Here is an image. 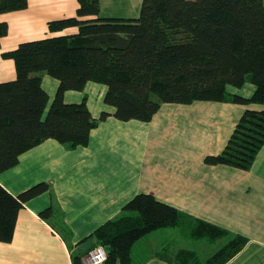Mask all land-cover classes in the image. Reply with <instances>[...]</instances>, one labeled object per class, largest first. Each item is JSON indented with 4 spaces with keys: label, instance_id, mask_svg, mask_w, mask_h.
<instances>
[{
    "label": "trees",
    "instance_id": "trees-1",
    "mask_svg": "<svg viewBox=\"0 0 264 264\" xmlns=\"http://www.w3.org/2000/svg\"><path fill=\"white\" fill-rule=\"evenodd\" d=\"M77 3L76 15L47 23L50 33L75 27L74 33L24 41L2 53L14 61L16 75L0 82V173L46 139L69 148L87 145L90 131L109 115L147 122L163 103L197 100L262 107L245 109L222 151L204 158L208 164L250 168L264 144V0H141L135 18L102 17L99 0ZM26 6L27 0H0V13ZM7 32L8 24L1 21L0 39ZM42 72L58 80L46 114ZM247 81L254 86L248 97L226 89ZM87 82L105 86L103 101L113 113L93 117L86 96L79 103L64 101L65 91H82ZM48 189L43 181L12 195L0 184V242L11 241L24 204ZM122 209L88 236L94 246L104 247L103 264H130L131 247L139 238L169 226L187 236L196 231L194 239L228 237L204 259L189 249L157 253L170 264H224L247 242L216 225L193 223L190 216L148 193L135 194ZM53 215L52 205L39 212L49 223ZM52 227L71 241L65 225ZM72 264H83L82 255H74Z\"/></svg>",
    "mask_w": 264,
    "mask_h": 264
},
{
    "label": "crops",
    "instance_id": "crops-1",
    "mask_svg": "<svg viewBox=\"0 0 264 264\" xmlns=\"http://www.w3.org/2000/svg\"><path fill=\"white\" fill-rule=\"evenodd\" d=\"M140 3L99 0V15L135 18ZM77 7V0H27L22 10L0 13V22L8 24L7 34L0 39V82L16 75L14 61L3 52L24 41L74 33L75 27L50 33L47 23L76 15ZM48 76L40 74L48 94L45 114L58 87V80L52 83ZM46 83L53 89L48 90ZM88 84L82 91H65L64 101L79 103L86 96L93 117L102 111L113 113L114 108L103 101L105 86L99 85L101 101L92 104L87 100ZM253 89L249 94L231 93L248 97ZM67 92L81 93V98L74 94L66 99ZM183 106L170 108L168 128H157V112L145 123L109 115L90 131L85 146L69 148L46 139L21 153L16 166L0 173V184L12 195L43 181L49 189L18 211L11 241L0 242V264H72L77 254L83 260L95 245L88 236L106 220L119 216L123 205L140 192L174 206L193 223L200 220L226 229L229 236H244L245 246L224 264H264V144L247 170L204 160L222 151L245 109L262 107L199 100ZM49 205L55 216L51 223L39 216ZM61 223L70 231L69 243L52 227ZM165 228L145 234L132 245L130 264H170L157 253L188 249L180 244L167 252Z\"/></svg>",
    "mask_w": 264,
    "mask_h": 264
},
{
    "label": "rangeland",
    "instance_id": "rangeland-1",
    "mask_svg": "<svg viewBox=\"0 0 264 264\" xmlns=\"http://www.w3.org/2000/svg\"><path fill=\"white\" fill-rule=\"evenodd\" d=\"M49 79L52 81V83L56 82L54 80V78H52V77H49ZM87 83H89L87 86L88 88L86 87V92L88 94L87 100H89L92 104H98L102 98L101 86H104V85L99 84V83H93V82H87ZM89 85H94L95 89L93 90V88H91V87L89 88ZM99 85H101V86H99ZM45 86H46V88H48V90L53 89V86L51 87V85L48 83H46ZM252 88H253V85L250 82L244 83L241 87H234L232 85L226 86V89L229 92H233L232 90H236L235 92H239L242 94H249L251 92ZM74 94H77L79 96V98H81V93H78V92H67L65 97H66V99L73 98ZM178 105H180V106H178ZM183 105H185V104H163L159 108V110L157 111V115H156V117H157L156 120L158 121L157 128H160L162 126H165L167 128L170 127L171 121H170V119L166 118V114L170 111L171 107L181 108V107H184ZM142 123H145V122H142ZM164 231H165L164 234L166 235L164 240H167V243L165 246L167 252H172V251L176 250V248H180V246H181L180 244H182L184 247L194 251L196 253L198 259L207 258L208 256H210L212 254V252L214 250L221 247L224 244V242H226L228 239L226 237H223L221 239H217L215 241H210L206 238L194 239L193 235L195 233H197L196 231H194V233L192 235L190 234V236H187L184 234V232H182L180 230L179 227H173V226L166 227L164 229ZM230 235H232V234H230ZM84 258L85 257H83V260H84Z\"/></svg>",
    "mask_w": 264,
    "mask_h": 264
},
{
    "label": "built area",
    "instance_id": "built-area-1",
    "mask_svg": "<svg viewBox=\"0 0 264 264\" xmlns=\"http://www.w3.org/2000/svg\"><path fill=\"white\" fill-rule=\"evenodd\" d=\"M106 259V251L103 246L96 245L86 254L83 264H103Z\"/></svg>",
    "mask_w": 264,
    "mask_h": 264
}]
</instances>
